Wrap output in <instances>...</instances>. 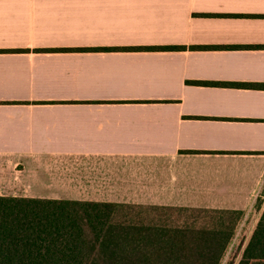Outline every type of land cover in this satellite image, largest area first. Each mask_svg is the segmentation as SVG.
<instances>
[{"label": "crops", "instance_id": "obj_1", "mask_svg": "<svg viewBox=\"0 0 264 264\" xmlns=\"http://www.w3.org/2000/svg\"><path fill=\"white\" fill-rule=\"evenodd\" d=\"M0 193L239 214L238 264L264 211V0H0Z\"/></svg>", "mask_w": 264, "mask_h": 264}, {"label": "trees", "instance_id": "obj_2", "mask_svg": "<svg viewBox=\"0 0 264 264\" xmlns=\"http://www.w3.org/2000/svg\"><path fill=\"white\" fill-rule=\"evenodd\" d=\"M121 209L145 208L0 197V264H221L235 235L221 221L202 229L134 223ZM238 264H264V211Z\"/></svg>", "mask_w": 264, "mask_h": 264}, {"label": "rangeland", "instance_id": "obj_3", "mask_svg": "<svg viewBox=\"0 0 264 264\" xmlns=\"http://www.w3.org/2000/svg\"><path fill=\"white\" fill-rule=\"evenodd\" d=\"M0 195L3 194L0 193ZM118 215L121 218L134 223L141 222L145 225H160L175 228L184 226H189L195 229H202L204 227L211 228L218 225L221 221L227 228L233 229V231L235 230V235L233 236L221 264L237 263L239 259H237L238 254L248 243L247 240L242 237L243 234L237 237V233L241 228V220L237 214H221L218 212H198L177 209H121L119 210ZM245 230L247 231L248 227H244L242 231L244 232Z\"/></svg>", "mask_w": 264, "mask_h": 264}]
</instances>
